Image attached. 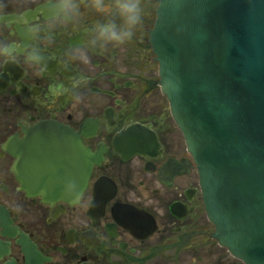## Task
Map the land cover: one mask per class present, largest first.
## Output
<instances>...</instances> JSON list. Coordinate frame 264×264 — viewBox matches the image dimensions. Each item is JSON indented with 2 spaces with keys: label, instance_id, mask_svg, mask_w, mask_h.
<instances>
[{
  "label": "flooded vegetation",
  "instance_id": "1",
  "mask_svg": "<svg viewBox=\"0 0 264 264\" xmlns=\"http://www.w3.org/2000/svg\"><path fill=\"white\" fill-rule=\"evenodd\" d=\"M159 3L149 0L130 41L97 55L87 43L95 18H61L52 0H0V41L16 54L0 58V207L34 246L26 252L0 222V264H245L215 236L161 88L150 44ZM48 122L77 133L95 155L74 203L28 197L22 171H11L17 158L3 150L15 138L24 153Z\"/></svg>",
  "mask_w": 264,
  "mask_h": 264
},
{
  "label": "water",
  "instance_id": "2",
  "mask_svg": "<svg viewBox=\"0 0 264 264\" xmlns=\"http://www.w3.org/2000/svg\"><path fill=\"white\" fill-rule=\"evenodd\" d=\"M150 43L216 238L245 264H264V0H161ZM23 146L18 154L12 138L3 150L28 197L79 200L95 155L77 133L41 123ZM0 222L34 251L3 207Z\"/></svg>",
  "mask_w": 264,
  "mask_h": 264
},
{
  "label": "clouds",
  "instance_id": "3",
  "mask_svg": "<svg viewBox=\"0 0 264 264\" xmlns=\"http://www.w3.org/2000/svg\"><path fill=\"white\" fill-rule=\"evenodd\" d=\"M61 18L77 17L82 12L95 18L88 33L90 43L103 55L112 48L119 49L130 41L144 19L149 0H52ZM87 43L85 49L87 48ZM85 64L89 63L86 51L77 50ZM0 58L15 59V50L7 41H0ZM71 183L68 187L71 188Z\"/></svg>",
  "mask_w": 264,
  "mask_h": 264
},
{
  "label": "rangeland",
  "instance_id": "4",
  "mask_svg": "<svg viewBox=\"0 0 264 264\" xmlns=\"http://www.w3.org/2000/svg\"><path fill=\"white\" fill-rule=\"evenodd\" d=\"M13 199H15V198H13ZM1 201L6 202V201H9V200H8V197H6V196L4 195L3 198L1 199ZM7 203L10 204L9 202H7Z\"/></svg>",
  "mask_w": 264,
  "mask_h": 264
}]
</instances>
